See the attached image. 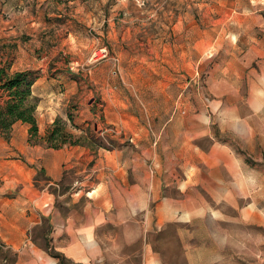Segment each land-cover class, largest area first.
Masks as SVG:
<instances>
[{
    "label": "rangeland",
    "instance_id": "374dc122",
    "mask_svg": "<svg viewBox=\"0 0 264 264\" xmlns=\"http://www.w3.org/2000/svg\"><path fill=\"white\" fill-rule=\"evenodd\" d=\"M49 1L39 8L31 1L17 2L7 11L8 26L0 29V66L12 72H36L41 137L60 118L85 147L76 152L71 150L76 146L67 148L68 169L57 188L48 176L57 160L55 154L29 142L28 125L16 124L10 140L0 136V191L18 192L26 184L63 195L83 185L91 192V203L98 202L95 207L105 209L107 221L112 222L102 231L108 264H145L144 246L149 242L166 244L171 261L185 264L172 231L170 237H146L147 208L143 205L138 206L137 238L129 239L134 206L128 190L112 187L129 182L130 175L155 170L149 155L164 126L193 124L188 120L193 100L185 105L176 99L192 95L199 78L206 87L213 63L225 56L212 45L202 47V55L195 47L209 30L210 23L203 16L206 0H153L142 8L121 0ZM48 9L49 20L42 14ZM209 117V111L205 112L202 126H214ZM252 122L264 132V109ZM203 144L208 148L210 139L205 138ZM250 164V173L258 176L254 185L264 195V151L251 153ZM260 200L264 208V197ZM47 231L44 223L38 232L41 241ZM49 252L56 253L54 249ZM120 257L124 263H119Z\"/></svg>",
    "mask_w": 264,
    "mask_h": 264
},
{
    "label": "crops",
    "instance_id": "0c3cea01",
    "mask_svg": "<svg viewBox=\"0 0 264 264\" xmlns=\"http://www.w3.org/2000/svg\"><path fill=\"white\" fill-rule=\"evenodd\" d=\"M22 1H31L38 8L47 2L0 0L2 31L8 26L4 15ZM205 3L203 16L210 23L209 30L195 47L202 55L203 49L212 45L225 56L213 63L206 87L199 78L194 81L192 95L181 94L176 99L185 105L193 100V115L188 117L193 124L164 126L149 155L155 170L130 175L129 182L123 180L112 188L129 191L134 206L129 239L137 238L138 206L143 205L147 208L146 237H170L172 231L185 264H264V208L260 200L264 195L254 185L258 176L250 173L251 153L264 151V132L252 122L264 109V0ZM29 10L36 17L37 11ZM42 14L49 20L50 9ZM225 46L231 49L225 50ZM208 111L214 126L201 124ZM205 138L210 139L208 148L203 144ZM67 148L47 149L57 158L48 173L51 185L57 188L68 169ZM71 148L75 152L81 149ZM24 187L18 192L0 191V241L7 246L0 250V264L110 262L103 252L102 231L112 222L107 221L105 209L95 207L98 202L91 203V192L83 185L63 195ZM44 223L48 231L41 241L38 232ZM45 244L60 258L51 255ZM167 251L166 244L146 243L145 264H176ZM119 261L124 263L121 257Z\"/></svg>",
    "mask_w": 264,
    "mask_h": 264
},
{
    "label": "trees",
    "instance_id": "16d2710c",
    "mask_svg": "<svg viewBox=\"0 0 264 264\" xmlns=\"http://www.w3.org/2000/svg\"><path fill=\"white\" fill-rule=\"evenodd\" d=\"M38 79L35 71L12 72L8 66H0V136L10 140L13 126L21 122L29 126V142L35 145L56 150L85 147L81 138L68 132L67 123L60 118L53 121L44 137L39 135L37 108L40 98L34 93ZM52 254L60 258L59 254Z\"/></svg>",
    "mask_w": 264,
    "mask_h": 264
},
{
    "label": "built area",
    "instance_id": "2783aa9c",
    "mask_svg": "<svg viewBox=\"0 0 264 264\" xmlns=\"http://www.w3.org/2000/svg\"><path fill=\"white\" fill-rule=\"evenodd\" d=\"M122 2H127V3H133L135 4L137 7H146L147 5H151L153 4V0H121ZM0 248H4L6 249V245L4 243H1L0 241Z\"/></svg>",
    "mask_w": 264,
    "mask_h": 264
}]
</instances>
